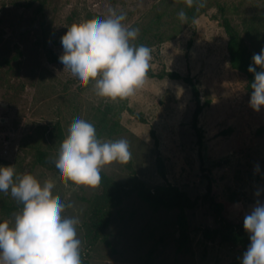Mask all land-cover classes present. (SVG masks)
I'll return each mask as SVG.
<instances>
[{
    "label": "rangeland",
    "instance_id": "1",
    "mask_svg": "<svg viewBox=\"0 0 264 264\" xmlns=\"http://www.w3.org/2000/svg\"><path fill=\"white\" fill-rule=\"evenodd\" d=\"M199 1L188 7L185 0H48L39 11L38 0H0V165H14L41 188L52 187V198L68 205L65 214L79 218L82 264H241L248 246L205 238L204 231L219 226L208 206L199 203L185 211L189 242L179 251V210L154 211L135 192L117 203L116 190L100 184L66 186L51 166L70 126L84 118L94 123L99 137L129 143L132 168L113 162L101 172L115 182L131 181L134 172L149 188L171 184L194 200L205 194L208 174L218 200L236 221L258 200L264 202V108L255 112L249 106L247 76L230 65L218 8H225L250 51L258 54L264 48V0H205L204 13ZM181 9L202 14L181 22ZM111 10L124 13L125 22L139 28L136 43L151 49L143 87L116 101L95 96L91 85L81 88L59 69L67 30ZM160 31L167 37L162 43L155 38ZM18 49L21 57L13 61ZM164 71L191 75L202 102L209 101L199 120L205 130L203 161L190 125V87L155 77ZM39 151L48 154L44 165L37 162ZM159 156L165 177L158 171ZM4 205L19 203L0 192V220L11 219Z\"/></svg>",
    "mask_w": 264,
    "mask_h": 264
},
{
    "label": "clouds",
    "instance_id": "2",
    "mask_svg": "<svg viewBox=\"0 0 264 264\" xmlns=\"http://www.w3.org/2000/svg\"><path fill=\"white\" fill-rule=\"evenodd\" d=\"M194 3L185 0L188 7ZM178 17L186 21V12L181 9ZM125 21L124 13L111 10L104 18L67 30L60 41V71L81 88L91 85L101 99L133 96L145 83L151 49L136 43L139 28ZM248 72L254 75L249 106L259 112L264 108V48L253 55ZM131 157L126 139L101 138L94 123L80 118L68 129L51 166L64 185L95 188L106 166L126 164ZM0 192L19 203L11 219L0 220V264H82L79 218L65 214L68 205L52 198V187L41 188L14 165H0ZM243 227L250 242L241 264H264V202L258 200L244 216Z\"/></svg>",
    "mask_w": 264,
    "mask_h": 264
},
{
    "label": "trees",
    "instance_id": "3",
    "mask_svg": "<svg viewBox=\"0 0 264 264\" xmlns=\"http://www.w3.org/2000/svg\"><path fill=\"white\" fill-rule=\"evenodd\" d=\"M40 3L39 11H43L48 0H38ZM205 0H200L199 3L202 5L201 12L204 13L205 10ZM219 11L221 13V24L224 28L229 41H228V52L230 56V65L233 69L238 70L244 73L247 76V91L251 93V88L249 87L250 83L254 79V75L248 72V67L252 63V57L254 53L250 51V48L246 42V39L241 35L238 29L233 25L232 21L225 15V8L221 5H218ZM194 13L193 10H187V18L191 21H194L199 14ZM155 38L159 40L160 43L164 42L167 37L165 33L158 32L155 34ZM143 44V43H140ZM21 57V51L18 49L16 56L13 58V61H18ZM50 58L53 62L58 60L57 56L53 53H50ZM8 64L10 61H6ZM257 71L260 69L257 67ZM154 76V75H153ZM155 77L159 79H170L175 81H183L186 83L191 90L194 111L191 118V128L195 134L197 140L198 152L201 160L203 161V150L205 146V130L200 126V116L204 109L209 105V101L203 103L201 100V91L194 77L191 75L184 76L176 71H164ZM158 145V142H156ZM48 154L44 151H39L37 154V162L39 164H46L48 162ZM128 168H132L131 161L126 163ZM158 171L162 177H165V164L161 156L158 157ZM132 179L127 183H119L110 179L105 174L101 173L100 185L105 188H114L117 192L115 199L119 203L123 196L129 194L130 192H135L138 197L147 203L154 211H159L161 209L173 210L177 209L180 211L179 215V225H180V246L179 251L186 249L189 242V235L187 233L188 224L185 215L186 210L195 208L199 203L208 206L211 212L214 214L216 220L218 221V227L214 230L204 231V236L206 239L214 240L219 237L222 242L237 246L240 248H246L249 245V235L244 230L243 220L236 221L231 220L227 207L225 203L221 202L217 198V193L213 186V179L210 175L205 174L208 184L206 187V192L204 195L192 199L186 192L173 186L168 185H159L154 188H149L146 184L140 181L134 172H132ZM112 198V196H110ZM3 209L6 215L11 216L14 212L19 211V205H4ZM109 224V219L106 217L102 222V227L105 228ZM106 245L110 246V242L107 237L103 238ZM84 264H89L88 261H85Z\"/></svg>",
    "mask_w": 264,
    "mask_h": 264
}]
</instances>
